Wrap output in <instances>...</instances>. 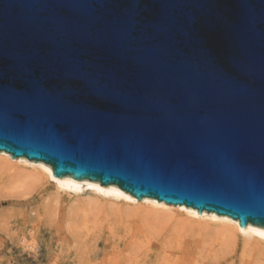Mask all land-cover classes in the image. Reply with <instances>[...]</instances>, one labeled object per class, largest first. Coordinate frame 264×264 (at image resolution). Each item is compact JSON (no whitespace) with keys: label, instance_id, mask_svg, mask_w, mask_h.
Wrapping results in <instances>:
<instances>
[{"label":"water","instance_id":"95a60500","mask_svg":"<svg viewBox=\"0 0 264 264\" xmlns=\"http://www.w3.org/2000/svg\"><path fill=\"white\" fill-rule=\"evenodd\" d=\"M0 152L264 227V0H0Z\"/></svg>","mask_w":264,"mask_h":264},{"label":"bare ground","instance_id":"6f19581e","mask_svg":"<svg viewBox=\"0 0 264 264\" xmlns=\"http://www.w3.org/2000/svg\"><path fill=\"white\" fill-rule=\"evenodd\" d=\"M0 172L8 177L10 190L24 198L53 188V193L45 199L44 205L61 206L65 202L68 206V227L77 233L91 226L100 227L104 221L109 222L112 231L118 230L116 224L125 225L127 229L122 237L127 240L122 248V264H136L130 248L139 246L141 240L137 231L131 230L130 224L127 225L135 217L150 234L154 231L156 233L155 225L162 224L169 228L163 234L168 247H165L167 250L162 264H179L178 256L181 253L183 257L194 254L210 256L212 264H264V227L248 224L242 228L237 220L228 216L207 211L199 213L193 208L167 204L152 198L139 200L116 186L77 180L69 175L56 177L51 167L44 162L12 158L5 152H0ZM97 213L103 214V217L95 219L92 215ZM49 216L54 217L55 211H50ZM32 233L30 229V238L23 236L19 242L23 250L28 249L33 253L37 244ZM187 236H192L193 240L186 241ZM146 261L138 263L153 264Z\"/></svg>","mask_w":264,"mask_h":264},{"label":"rangeland","instance_id":"374dc122","mask_svg":"<svg viewBox=\"0 0 264 264\" xmlns=\"http://www.w3.org/2000/svg\"><path fill=\"white\" fill-rule=\"evenodd\" d=\"M10 186L6 174L0 172V264H122V248L127 240L122 237L126 233L125 225L116 224L118 230L114 232L109 229V222L104 221L100 227H88V233L87 230L81 231L82 234L77 233L68 227V206L65 202L61 203V206L44 205L45 199L53 193V188L42 194L36 192L24 198L13 193ZM50 211H55L54 217L50 218ZM92 216L98 219L103 217V214ZM127 225L132 227L131 230L137 231L141 240L139 246L130 248L134 262L139 264L147 259L148 263L162 264L167 250L165 247H168L163 234H166L165 231L169 228L162 224L155 225L157 234L155 231L150 234L136 217L130 219ZM158 227L162 233L158 231ZM30 229L33 230L32 236L37 244L33 253L28 249L23 250L19 242L23 236L30 238ZM185 240L191 242L193 237L187 236ZM124 251L127 252V249ZM178 260L179 264L213 262L212 257L201 254L183 257L181 253Z\"/></svg>","mask_w":264,"mask_h":264}]
</instances>
